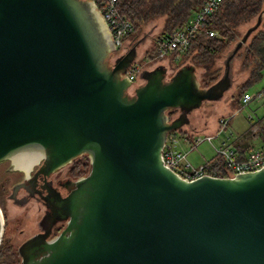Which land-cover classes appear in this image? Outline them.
Wrapping results in <instances>:
<instances>
[{"label":"water","instance_id":"1","mask_svg":"<svg viewBox=\"0 0 264 264\" xmlns=\"http://www.w3.org/2000/svg\"><path fill=\"white\" fill-rule=\"evenodd\" d=\"M110 35L93 0H0V161L27 174L88 159L56 198L62 226L21 264H264V165L188 179L161 158L227 72L204 87L192 63L168 78L161 64L135 83Z\"/></svg>","mask_w":264,"mask_h":264},{"label":"trees","instance_id":"2","mask_svg":"<svg viewBox=\"0 0 264 264\" xmlns=\"http://www.w3.org/2000/svg\"><path fill=\"white\" fill-rule=\"evenodd\" d=\"M202 2L203 0H117L119 10L133 24V30L124 37V42L138 34L148 21L160 17L163 20L162 28L155 37L149 54V58H159L158 42L173 29L182 25ZM253 18L260 19L259 27L248 37L241 53V64L247 71V75L231 95L233 104L239 107L242 94L247 91L248 86L262 76V70H264V0H221L217 9L209 15L204 28L199 29L190 39L189 47L181 53L176 50L170 51L169 59L174 61L177 58H188V63H192L195 68L201 67L203 70L199 82L205 87L218 78V67L214 66L215 58L236 38L237 26ZM207 29L215 33L208 35L205 32ZM135 80L136 72L134 82ZM176 132L187 140L191 138L187 131L180 129ZM174 133V131L168 132L167 136ZM244 134L254 137L258 140L259 146H264V115L249 122L247 129L240 135ZM234 147L242 155L243 152L236 144ZM206 162L210 174L230 176V173L223 169L222 162L216 154ZM2 163H8V160L0 161V164ZM87 167L88 159L83 155L70 162L67 172L75 178L85 174ZM5 171L8 177L12 172L18 175L21 173V171L10 170L8 166ZM17 263L18 255L12 244L1 239L0 264Z\"/></svg>","mask_w":264,"mask_h":264},{"label":"rangeland","instance_id":"3","mask_svg":"<svg viewBox=\"0 0 264 264\" xmlns=\"http://www.w3.org/2000/svg\"><path fill=\"white\" fill-rule=\"evenodd\" d=\"M258 19L253 18L239 24L236 30V38L215 58L214 66L218 67V78L227 72L228 86L218 99L203 101L199 107L189 111L187 113L189 126H184L182 130L187 131L190 137L196 134L200 136H204L207 133L212 134L220 116L228 117L226 128L220 131L217 136H213L211 143L204 140L193 148H189L190 142L182 139L177 132L174 133V137L178 139V141L173 143L174 147L187 151V159L194 165L205 163L214 156L215 152L212 144L217 145L221 140H227L230 143L236 134H241L247 129L249 122L264 115V99L256 95L257 92L264 88V70H262V76L248 86L247 91L255 96L247 104H239V107H237L233 104L234 100L231 96L236 91L238 84L242 83L247 75V71L244 70L241 64V53L248 37L259 27L260 21ZM162 24V18L152 19L144 25L138 34L124 42L126 47H134L135 49V63L131 66L136 72L135 83L142 82L139 76L142 71L151 70L160 63L166 67V73L170 76L180 65L189 62L188 58H177L171 61L168 56L169 53L164 57L149 58V54L152 51V43L161 30ZM238 41H242V44L237 48L236 43ZM202 70L201 67L195 68L198 80L201 78ZM253 142L255 144L258 143L255 140ZM6 166H9V161L8 163L0 164V209L4 221L1 239L9 241L13 245L19 243L26 235V232L34 230L36 220L41 214V209L37 208L34 200L25 205L15 203L12 200L10 197L11 187L19 179V175L12 172L8 177L5 171ZM65 169L66 167L62 171ZM21 195L22 191H19L17 197ZM20 228H23L24 231L22 234H17Z\"/></svg>","mask_w":264,"mask_h":264},{"label":"built area","instance_id":"4","mask_svg":"<svg viewBox=\"0 0 264 264\" xmlns=\"http://www.w3.org/2000/svg\"><path fill=\"white\" fill-rule=\"evenodd\" d=\"M221 0H203L201 5L192 11L187 20L179 27L173 29L166 34L158 42L159 57H164L170 51L176 50L184 52L189 47L190 39L201 28H204L209 15L217 9ZM100 14L102 15L113 40L114 50L121 48L124 45V37L133 30V24L125 17L118 8L117 0H93ZM208 35H213L215 31L207 29L205 31ZM130 80L135 79V71L129 68L126 72ZM258 97L264 99V88L256 94ZM255 95L245 91L241 96V104H247ZM228 123L227 116H220L217 120V127L215 131L207 133L204 136L192 135L190 139H186L189 148L195 147L201 141L206 140L211 143L213 136H217L220 131H223ZM178 141L174 134L166 136V140L162 146L161 158L163 163L178 173L180 176L193 179L203 174H208V163L194 165L187 159V151L177 149L174 147V142ZM213 149L217 157L222 162L223 169H225L230 176L235 173L247 172L257 169L264 165V146L253 147L246 153H239V151L225 140H221L219 144L213 145ZM210 174V173H209ZM214 175V174H210Z\"/></svg>","mask_w":264,"mask_h":264},{"label":"flooded vegetation","instance_id":"5","mask_svg":"<svg viewBox=\"0 0 264 264\" xmlns=\"http://www.w3.org/2000/svg\"><path fill=\"white\" fill-rule=\"evenodd\" d=\"M132 48L123 45L121 48L115 49L110 56V63L113 64L119 61L122 67H127V72L133 63H135V49ZM158 65H161V63ZM165 75L167 78L169 77L167 73ZM140 78L143 80V77L140 76ZM168 114L172 120L181 119L183 116L181 110L177 108L169 110ZM177 124L178 127L174 132L182 129L184 126H189V123ZM68 165L47 173L43 162L40 161L27 174L21 172L19 179L12 184L10 197L15 203L25 205L34 200V202L36 201L37 208L41 209V214L36 220L34 230L26 232V235L19 243L12 245L19 258L18 264H21V261L25 260L29 255L33 257L38 256L40 252L36 246L43 240L52 237L62 226L63 220L58 216L55 202L56 198L67 194L72 187L73 176L67 172ZM64 167L66 169L62 171ZM19 191H22V195L17 197ZM23 231L24 229L20 228L17 234H22Z\"/></svg>","mask_w":264,"mask_h":264},{"label":"crops","instance_id":"6","mask_svg":"<svg viewBox=\"0 0 264 264\" xmlns=\"http://www.w3.org/2000/svg\"><path fill=\"white\" fill-rule=\"evenodd\" d=\"M182 139H184L183 137H181ZM185 141H187L186 139H184ZM258 142L257 139H255L252 136H247L246 134L244 135H240V134H236L235 137L233 138V140L230 142V144L232 146H234L235 144L237 145L238 148H240V150L243 153H246L247 151H249L250 149H252L253 147H257L259 146V144H255V142ZM226 142H228L227 140H225Z\"/></svg>","mask_w":264,"mask_h":264}]
</instances>
